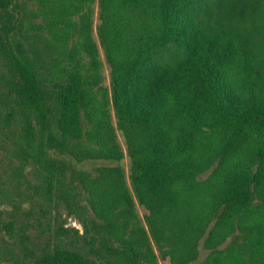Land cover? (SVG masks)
<instances>
[{
	"label": "trees",
	"instance_id": "1",
	"mask_svg": "<svg viewBox=\"0 0 264 264\" xmlns=\"http://www.w3.org/2000/svg\"><path fill=\"white\" fill-rule=\"evenodd\" d=\"M94 2L0 0V147L84 231L0 264H264V0H97L109 87Z\"/></svg>",
	"mask_w": 264,
	"mask_h": 264
},
{
	"label": "rangeland",
	"instance_id": "2",
	"mask_svg": "<svg viewBox=\"0 0 264 264\" xmlns=\"http://www.w3.org/2000/svg\"><path fill=\"white\" fill-rule=\"evenodd\" d=\"M25 1L27 3V15L25 16L21 29L22 34L25 35L26 41L31 42L37 49H54L52 45L46 43L45 35L49 37L50 31L49 29L47 30L48 27L46 28L42 19L43 14L41 12V4L39 3V0ZM92 7V36L99 49L100 61L102 64L100 70L104 77L103 82L109 87V67L99 45L96 32V24L98 23L97 0L92 4ZM111 116L113 124L115 125L116 120L112 109ZM3 152L4 151H2L0 147V260L4 259V257L11 256L13 252L18 253L20 235H23L28 247L37 253H40L44 248H51L61 239L65 242L72 239V235L62 236L61 227L77 228L79 234L82 235L84 232L82 225L74 216L68 214L63 204L57 205L55 203H43L40 207L34 199H31L34 190L28 181L35 180L32 170L29 169L26 172V176L16 172L13 165L7 164V158ZM101 164L112 163L110 161H86L78 163L77 166L90 170ZM121 164L127 170L128 159L124 158L121 161ZM136 209L141 218L148 213V210L138 203H136ZM9 222L14 223L10 231L6 226ZM73 240H75L74 237ZM153 249L157 255L159 264L169 263L168 258H161L159 251L154 245ZM205 255L206 251L203 249L202 245H200V255L198 260L190 264H196L198 261L202 260Z\"/></svg>",
	"mask_w": 264,
	"mask_h": 264
}]
</instances>
